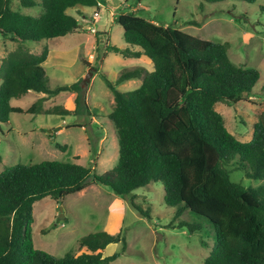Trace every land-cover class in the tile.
<instances>
[{
	"label": "trees",
	"instance_id": "1",
	"mask_svg": "<svg viewBox=\"0 0 264 264\" xmlns=\"http://www.w3.org/2000/svg\"><path fill=\"white\" fill-rule=\"evenodd\" d=\"M19 3H38L42 11L21 13L9 6V0H0V37L15 42L0 58V121L6 122L10 112L87 111L79 80L49 87L41 65L46 45L34 53L23 42L77 30V18L66 9L97 5V0ZM118 8L114 21L122 28L124 42L136 47H108L124 56L143 55L152 69L136 65L120 71L114 83L140 78L138 86L125 91L104 77L113 98L106 116L116 134V162L98 174L78 162L54 159L0 169V264H107L119 252L103 254V248L119 237L104 230L80 236L82 249L77 253L55 256L34 247L32 204L44 196L59 202L89 182L123 195L149 180L160 181L163 202L175 207V215L188 209L211 226L213 242L202 264H264V107L245 141L226 129L214 108L216 101L231 104L249 94L259 71L233 63L226 53V41L200 38L154 22L122 3ZM27 90L41 96L24 110L9 104L10 98ZM64 90L74 92L73 108L41 106V100ZM54 146L64 148L57 142ZM228 165L259 183L245 186L230 180ZM131 204L137 208L133 201ZM187 225L191 231L199 228L196 223ZM122 242L121 250L123 238Z\"/></svg>",
	"mask_w": 264,
	"mask_h": 264
},
{
	"label": "rangeland",
	"instance_id": "2",
	"mask_svg": "<svg viewBox=\"0 0 264 264\" xmlns=\"http://www.w3.org/2000/svg\"><path fill=\"white\" fill-rule=\"evenodd\" d=\"M121 3L160 24L200 38L226 41V53L233 63L259 71V79L249 94L231 104L214 103L226 129L241 141L249 139L251 124L264 107V0H98L97 5L84 6V17L78 14V7L66 9L81 25L76 31L23 42L34 53L46 45L48 54L42 67L47 84L53 88L79 80L88 110L78 114L10 112L6 122L0 121V169L14 163L54 159L78 162L98 174L115 164L116 134L106 116L113 98L104 77L114 83L124 69L136 65L152 69L145 57L126 58L108 47H136L124 42L122 28L114 21ZM9 6L30 15L42 11L38 3L22 6L19 0H9ZM93 10L97 11L95 18H91ZM14 46L15 42L0 37V58ZM88 71L89 80L83 83ZM139 80L129 77L114 86L121 91L130 90ZM72 94L69 90L59 91L40 104L66 105ZM40 96L28 90L10 98L9 104L25 109ZM55 142L64 144V148L55 147ZM228 167L230 180L245 186L259 183L240 169ZM162 195L160 181L149 180L123 195L89 182L82 189L65 194L59 202L49 196L41 197L32 204L33 246L55 256L77 253L82 249L78 245L80 236L104 230L119 237L103 248V254L119 252L107 264H202L213 242L211 226L188 209L175 215V207L165 204ZM187 223H196L199 228L191 231Z\"/></svg>",
	"mask_w": 264,
	"mask_h": 264
},
{
	"label": "crops",
	"instance_id": "3",
	"mask_svg": "<svg viewBox=\"0 0 264 264\" xmlns=\"http://www.w3.org/2000/svg\"><path fill=\"white\" fill-rule=\"evenodd\" d=\"M98 1V0H97ZM100 3V2H99ZM83 9H84V6H81V7H78L76 10H78V14H80L81 16L80 17H84L83 16ZM152 20V19H151ZM154 21V20H153ZM154 22H156V21H154ZM81 25L79 24L78 25V27H80ZM76 31V30H75ZM107 42L105 43V47H107ZM95 47H96V45H95ZM94 47V48H95ZM131 49H135V47H131ZM47 54H48V51H47ZM145 57V56H143V55H138V56H124V57H126V58H128V57H136V58H140V57ZM46 57H47V55H46ZM146 58V57H145ZM46 59V58H45ZM44 59V60H45ZM147 59V58H146ZM43 60V61H44ZM148 60V59H147ZM43 61L41 62V65H42V63H43ZM150 62V61H149ZM146 68V67H145ZM147 69V68H146ZM148 70V69H147ZM88 82V81H87ZM139 84H140V80H139ZM138 84V85H139ZM137 85V86H138ZM28 91V90H27ZM57 94V93H56ZM39 95H41L40 93H39ZM73 97H74V92H73V94L69 97L70 98V101H68V99H67V102H66V105H62L64 108H67V109H71V108H73ZM13 98H15V97H13ZM85 100H86V95H85ZM14 106H16V105H14ZM45 107H47V106H45ZM23 109V108H22ZM24 110V109H23ZM61 216H63V214L61 215Z\"/></svg>",
	"mask_w": 264,
	"mask_h": 264
},
{
	"label": "built area",
	"instance_id": "4",
	"mask_svg": "<svg viewBox=\"0 0 264 264\" xmlns=\"http://www.w3.org/2000/svg\"><path fill=\"white\" fill-rule=\"evenodd\" d=\"M127 9H128V10H131L132 7L128 6ZM96 15H97V11H96V10H93L92 13H91V18H95ZM87 28H88L89 30H92V28H90L88 25H87Z\"/></svg>",
	"mask_w": 264,
	"mask_h": 264
},
{
	"label": "water",
	"instance_id": "5",
	"mask_svg": "<svg viewBox=\"0 0 264 264\" xmlns=\"http://www.w3.org/2000/svg\"><path fill=\"white\" fill-rule=\"evenodd\" d=\"M90 70V69H89ZM91 75L90 71H88V73L86 74L85 78L83 79V83H87V81L89 80V76ZM60 208V207H59ZM60 216L62 215V213L59 214Z\"/></svg>",
	"mask_w": 264,
	"mask_h": 264
}]
</instances>
